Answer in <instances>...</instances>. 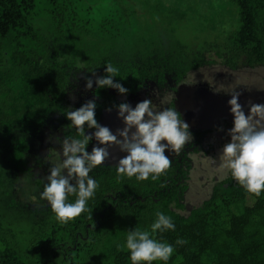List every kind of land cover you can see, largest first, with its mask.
<instances>
[{
	"label": "trees",
	"instance_id": "16d2710c",
	"mask_svg": "<svg viewBox=\"0 0 264 264\" xmlns=\"http://www.w3.org/2000/svg\"><path fill=\"white\" fill-rule=\"evenodd\" d=\"M79 2L0 0V155L19 171L29 157L28 139H82L66 118L85 103L75 99L78 71L83 83L93 80L90 97L100 123L107 109L122 103L117 90L95 84L109 63L118 68L113 80L128 89L125 96L150 87L174 91L189 71L211 63L201 59L182 68L187 57L180 45L156 44L147 30L132 36L129 21L119 25V20L102 17L93 26L91 13ZM229 2L238 19L226 37L225 66H264V0ZM116 13L127 16L124 10ZM173 52L179 56L174 58ZM93 131L85 125V135ZM185 164L173 159L163 175L144 181L119 174L116 165L93 168L90 176L98 187L87 210L61 223L48 203L25 246L15 242L12 231L4 232L0 264H132L126 237L137 228L150 230L157 211L172 218L175 230L153 236L175 250L167 262L153 264H264V192L256 196L246 191L228 173L208 198L183 214L181 201L190 178ZM76 198L69 194L68 202ZM177 239L186 243L177 245Z\"/></svg>",
	"mask_w": 264,
	"mask_h": 264
},
{
	"label": "clouds",
	"instance_id": "9594fccd",
	"mask_svg": "<svg viewBox=\"0 0 264 264\" xmlns=\"http://www.w3.org/2000/svg\"><path fill=\"white\" fill-rule=\"evenodd\" d=\"M105 73L95 79L96 87L113 88L119 94L126 95L128 89L113 80L118 68L109 63ZM92 86L93 80L87 78L86 90ZM239 96L240 93L236 92L228 101L233 126L228 131L230 140L223 145L220 153L219 168L225 175L230 173L246 191L259 196L264 192V123L261 122L264 121V104H251L250 112L260 117L255 119L253 115L245 114L238 102ZM96 107L95 99H92L78 109L67 112L66 118L82 139L64 140L63 159L50 168V174L46 177L48 182L42 197L61 223H67L87 210V202L93 198L98 187L90 172L109 158V147L115 145L121 152L127 153L117 164L119 174L135 176L137 180L144 181L149 177L157 179L171 167V159L165 155L166 150L179 154L192 140L189 125L175 108L158 110L150 99L138 102L134 108L127 102L117 105L118 117L123 119L124 127L117 129L115 134L97 122ZM85 125L95 131L85 135ZM93 138L103 146H93L89 153L86 146ZM210 159L214 162V158ZM73 180L74 184L71 183ZM69 194L76 195L75 202H68ZM155 215L150 230L137 228L129 231L126 237V248L132 264L167 262L175 250L173 245L153 236L156 232L175 230L172 218L160 211ZM184 243L186 241L183 239L176 240L177 245Z\"/></svg>",
	"mask_w": 264,
	"mask_h": 264
},
{
	"label": "rangeland",
	"instance_id": "374dc122",
	"mask_svg": "<svg viewBox=\"0 0 264 264\" xmlns=\"http://www.w3.org/2000/svg\"><path fill=\"white\" fill-rule=\"evenodd\" d=\"M79 3L91 13L93 26L102 17L119 20V25L129 21L132 36L147 30L156 44L166 48L180 45L187 57L182 68H187L192 61H211L209 65L189 71L184 81L205 83L216 79L222 84L230 79L233 84L238 83L246 89L244 91L252 102L264 104V66L252 69L240 65L233 71L224 64L226 37L236 29L238 19L237 9L229 0H80ZM122 10L127 16L116 13ZM121 32L125 33L122 27ZM133 41L136 39L128 42ZM104 50L101 48V51ZM172 56L177 58L179 54L173 52ZM173 71L171 69L168 73L172 75ZM76 79L79 88L75 99L84 102L91 100V89L86 90L82 71H78ZM168 99L166 95L162 100ZM107 118L109 115L106 114L99 124L103 126ZM28 144L29 157L21 171L12 166L9 157L0 155V239L6 230H10L16 234L15 242H19L21 247L28 243L32 235L33 222L46 214L48 202L42 197L48 182L46 177L50 174V168L63 159V142L56 139H40L38 142L28 139ZM219 174L218 180L228 175L221 169ZM197 177L195 171L190 173V189L186 194V201L195 207L208 198L210 193L207 189L199 191L201 183ZM251 203V200L247 201V204ZM181 213L187 212L183 210ZM7 241L13 244L12 238L7 237Z\"/></svg>",
	"mask_w": 264,
	"mask_h": 264
},
{
	"label": "flooded vegetation",
	"instance_id": "af4514ba",
	"mask_svg": "<svg viewBox=\"0 0 264 264\" xmlns=\"http://www.w3.org/2000/svg\"><path fill=\"white\" fill-rule=\"evenodd\" d=\"M181 85H184L185 87H192L196 90L198 89L199 91L211 92L216 96H218L219 98H224L227 101L231 99L232 94L239 92L240 96L238 97V102L243 107L245 114L247 115L249 113L253 115L255 119H260V117L257 114L250 112V106L251 104H261V103L252 102L251 97L247 96L246 92L244 91L246 89L242 88L243 86L238 85V83L233 84L230 79L228 81L226 80L225 83L222 84L218 83L216 79L207 81L205 83H198L195 81L187 82L182 80L180 83L174 85L175 87L174 91L165 90V89L159 90L157 88L150 87L148 90H142L134 95H129L125 97L116 94V96L120 102L122 103L127 102L133 108L136 106L138 102H142L145 99H150L152 100L153 104L156 106L158 110H162L165 107H171L177 110L176 108L177 89ZM166 95L169 96V99L166 101L162 100L166 97ZM106 114L109 115V118L105 119V123L103 126H107L114 134L117 131V129H122L124 127L123 119L118 117V109H111V111L107 110L102 116L101 120L105 118ZM226 115L229 118L228 120L221 119L218 123H216L214 120L213 122L216 124L214 127L211 128L207 127L203 130H198L189 126V131L192 134V140L185 145V147L183 148V150L180 151L179 154H176L168 150L165 151V155H167L171 160L177 159L178 163L185 162L186 163L185 165L189 166V173L195 171L198 174L197 179L201 183L199 191L201 190L206 191L207 189L210 190L211 193L212 189L223 180V179L218 180V176L220 175L219 174L220 153L222 152L223 145L229 142L230 140L228 131L233 126V115L231 113V110L228 113H226ZM261 122L264 123V121ZM196 132H200V134L196 135L195 134ZM162 143L164 142L162 141ZM93 146H103V145H99L98 141H96V139L93 138L89 142L86 150L89 151L90 153ZM124 153L127 155L126 152ZM210 157L214 158V162L212 159H210ZM121 158L122 157L109 156V158L104 162V164L117 166ZM202 181L204 182L202 183ZM190 183H191V178H189V183H188L189 188L187 192L190 189ZM187 192L184 193L181 204L183 205L184 210L186 212H189L191 208L195 206H192L190 202L186 201Z\"/></svg>",
	"mask_w": 264,
	"mask_h": 264
},
{
	"label": "water",
	"instance_id": "95a60500",
	"mask_svg": "<svg viewBox=\"0 0 264 264\" xmlns=\"http://www.w3.org/2000/svg\"><path fill=\"white\" fill-rule=\"evenodd\" d=\"M176 108L182 120L198 130L214 127L221 119L228 120L226 113L231 110L226 99L219 98L211 92L199 91L184 85L177 89ZM214 120L216 123L213 122ZM108 151L110 156L122 158L126 156L115 145L109 147Z\"/></svg>",
	"mask_w": 264,
	"mask_h": 264
}]
</instances>
